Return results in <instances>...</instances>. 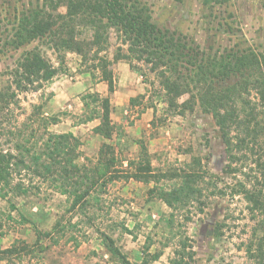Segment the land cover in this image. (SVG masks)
<instances>
[{"label":"trees","instance_id":"16d2710c","mask_svg":"<svg viewBox=\"0 0 264 264\" xmlns=\"http://www.w3.org/2000/svg\"><path fill=\"white\" fill-rule=\"evenodd\" d=\"M202 1L220 4L227 0ZM45 3L22 14L12 43L18 48L51 36L58 64H53L40 50L26 51L11 86L0 90V200H7L12 210H18L12 197L38 195L47 183L69 199V210L89 217L92 224L98 219L97 210L106 202L102 196L108 192L109 184L120 178L152 184L148 189L150 198L169 208L157 222L165 239L163 247H174L167 264H195L188 224L215 197L239 196L254 222L243 242L246 263L264 264V51L235 46L202 57L198 46L194 48L181 34L160 27L153 21L149 7L136 1L45 0ZM111 29L116 30L120 42L113 60L105 55L111 46ZM69 51L81 55L84 64L90 63L87 68L94 76L99 72L97 80L108 84L110 94L116 89L110 67L114 62L125 60L137 69L140 68L136 62H144L158 80L156 94L169 114L184 116L196 106L211 114L225 144L227 162L223 173L231 178V183L221 185L223 177L212 172L200 156L183 163H169L166 170L157 169L143 141L137 159L128 160L126 166L115 146L106 142L96 160L80 163L81 139L72 131L52 132L50 126L58 123L59 118L45 114L44 103H33L31 112L18 121L15 111L21 106L19 94L39 91L58 74L67 73ZM142 75L148 79L146 73ZM49 94L51 98L54 93ZM186 94L188 98L180 101ZM83 102L85 110L80 123L98 119L94 132L111 139L117 125L111 117L110 97L94 92ZM21 217L28 221L23 214ZM8 218L13 216L9 214ZM223 226H227L225 222L218 224V228ZM122 228L132 232L125 224ZM97 230L108 252L120 264H138L122 253L108 232ZM50 235L49 231H38L34 244L16 240L0 250V262L45 264L42 255L27 254L35 253L39 239ZM152 245L153 239L149 237L141 264L159 260L163 255L161 250L151 253ZM43 250L41 246L40 251Z\"/></svg>","mask_w":264,"mask_h":264},{"label":"rangeland","instance_id":"374dc122","mask_svg":"<svg viewBox=\"0 0 264 264\" xmlns=\"http://www.w3.org/2000/svg\"><path fill=\"white\" fill-rule=\"evenodd\" d=\"M129 1L147 5L154 22L181 34L194 48L198 46L202 57L235 46H251L264 51V0H227L220 4H205L202 0ZM45 4V0H0V90H8L11 86L13 74L26 51L40 50L53 64H58L51 36L18 48L12 43L22 14ZM59 10L65 11L64 8ZM110 42L105 55L113 60L120 45L114 29L110 30ZM136 64L140 69L130 67L125 60L110 66L116 80V89L110 94L108 84L97 80L99 72L94 76L87 68L90 63L84 64L81 55L69 51L66 54L67 73L58 74L39 91L19 94L21 106L15 111L17 119L24 120L33 103H44V113L59 118L58 123L50 126L52 132L73 131L81 139L80 163L86 159L96 160L106 142L115 146L126 166L128 160L137 159L140 141H143L157 169L166 170L169 163H183L200 156L212 172L223 177L221 185L231 183V178L223 173L227 162L225 144L212 115L197 106L184 116L169 114L166 104L156 94L157 78L149 72L147 64ZM143 73L147 74V80ZM52 87L60 91V96L53 100L54 94L51 98L49 94L53 92ZM94 92L110 97L111 117L117 125L111 139L94 132L100 122L98 119L80 123L85 110L84 98ZM187 98L186 94L180 101ZM151 185L123 178L109 184L108 192L102 196L106 202L97 210L98 219L92 224L88 222L89 217L69 210V199L52 190L47 183L38 195L12 197L18 210H12L7 200H0V250L16 240L34 244L38 231H49L50 236L39 239L36 252L27 255H42L45 264H120L102 242L97 230L100 228L113 237L131 262L138 264L143 260L144 247L151 237L150 252L161 250L163 255L149 264H167L174 247H163L165 239L157 222L169 208L150 198ZM9 214L13 219L8 218ZM21 214L28 221H23ZM224 222L227 226L218 228V224ZM253 223L241 197H215L187 227L193 239L195 264H247L243 242L248 239ZM123 224L132 232L124 231ZM41 246L43 251H40Z\"/></svg>","mask_w":264,"mask_h":264},{"label":"crops","instance_id":"0c3cea01","mask_svg":"<svg viewBox=\"0 0 264 264\" xmlns=\"http://www.w3.org/2000/svg\"><path fill=\"white\" fill-rule=\"evenodd\" d=\"M52 89H53V92H54V96H53V98H52V100H53V99H56L57 97L60 96V91L54 89L53 87H52ZM52 102H53V101H52ZM70 130H72V129H70ZM66 132H68V131H66ZM72 132H73V131H72Z\"/></svg>","mask_w":264,"mask_h":264}]
</instances>
